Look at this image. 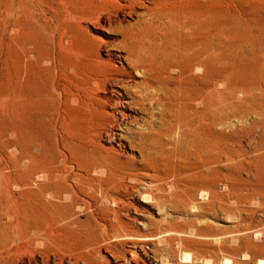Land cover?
<instances>
[{
    "label": "rangeland",
    "instance_id": "rangeland-1",
    "mask_svg": "<svg viewBox=\"0 0 264 264\" xmlns=\"http://www.w3.org/2000/svg\"><path fill=\"white\" fill-rule=\"evenodd\" d=\"M103 6L98 0H0V264H264V128L256 115L224 128L225 156L203 168L205 178L194 187L136 174L146 172L137 135L161 122L146 111H125L128 118L114 113L112 127L92 128L77 151L80 168H72L81 177L67 175L62 98L52 97L49 86L72 60L90 68L91 53L119 65L124 28L136 16ZM80 25L89 44L74 34ZM233 40L244 49L247 32L228 31L227 41ZM25 58L35 92L28 124L17 121L27 115V102L16 105ZM243 59L241 77L250 80L255 64ZM26 154L33 162L18 164ZM53 168L60 179L49 187L45 179L35 184L60 193L54 204L37 211L18 204L19 175L45 169L53 176Z\"/></svg>",
    "mask_w": 264,
    "mask_h": 264
},
{
    "label": "bare ground",
    "instance_id": "bare-ground-1",
    "mask_svg": "<svg viewBox=\"0 0 264 264\" xmlns=\"http://www.w3.org/2000/svg\"><path fill=\"white\" fill-rule=\"evenodd\" d=\"M98 1L117 16L135 14L136 19L124 28L119 65L91 53L86 58L90 68L72 60L60 79L54 77L50 82L49 93L62 98L66 154L60 158L64 168L69 167L70 172L73 167L80 168L77 151L84 138L90 140L92 128L112 127L117 121L114 113L125 118V111H146L161 122L158 128L148 126L146 132L137 135L138 152L146 163L142 171L146 172L136 174L143 178L170 177L175 186L188 183L194 187L198 179L205 178L203 168L220 163L225 156L224 128L228 124L256 115L260 117L258 126L264 128V0ZM80 28L75 36L89 44ZM238 29L247 32L244 49L240 41H227L228 31ZM243 57L255 64L250 80L241 77ZM27 61L25 58L19 72L16 104L18 108L27 102V115L17 119L26 124L33 112L31 97L35 93ZM30 156L20 155L18 164L23 160L24 164L33 162ZM53 169V176L45 169L39 176L31 172L19 175L15 181L18 204L32 211L53 205L60 193H48L44 188L47 185L35 184L41 179L47 184L56 181L59 175ZM67 175L71 179L73 175L75 179L81 177L73 171ZM117 187L119 190L122 186Z\"/></svg>",
    "mask_w": 264,
    "mask_h": 264
}]
</instances>
